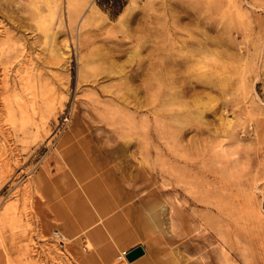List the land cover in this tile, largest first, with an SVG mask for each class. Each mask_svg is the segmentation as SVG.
<instances>
[{"label":"rangeland","instance_id":"rangeland-1","mask_svg":"<svg viewBox=\"0 0 264 264\" xmlns=\"http://www.w3.org/2000/svg\"><path fill=\"white\" fill-rule=\"evenodd\" d=\"M55 1L0 0V264H264V0Z\"/></svg>","mask_w":264,"mask_h":264},{"label":"bare ground","instance_id":"bare-ground-1","mask_svg":"<svg viewBox=\"0 0 264 264\" xmlns=\"http://www.w3.org/2000/svg\"><path fill=\"white\" fill-rule=\"evenodd\" d=\"M37 1V3H39V4H41L42 2H45L44 0H36ZM52 1H55V0H52ZM56 2V1H55ZM48 3V2H47ZM5 4V3H4ZM49 5H51L50 4V2H49ZM91 5V4H90ZM39 6H41V5H39ZM7 7H8V4H7ZM49 7H51V6H49ZM4 8V7H3ZM36 9V8H35ZM2 11V10H1ZM37 15H38V18H39V22L40 23H42V16L43 15H41V10L39 9V8H37ZM8 17V16H7ZM47 17V16H46ZM3 18V17H2ZM2 23V22H1ZM1 26V25H0ZM5 26V25H4ZM42 26V27H41ZM40 27H41V30L43 31V25H41ZM8 28V27H7ZM1 32H3V31H1ZM0 32V33H1ZM56 32H57V30H56ZM7 33H6V31H4V34L3 35H6ZM48 34H49V32H48ZM15 35V34H14ZM66 44V43H65ZM67 45V44H66ZM10 48L11 47H5V46H3L2 44H1V46H0V50H4V51H8V50H10ZM66 48V47H65ZM67 49V48H66ZM59 55V54H58ZM64 55V54H63ZM56 56H57V53H56ZM5 57V56H4ZM63 58V57H62ZM65 58V57H64ZM34 72V71H33ZM27 73V72H26ZM29 78V77H28ZM20 79H21V77H20ZM30 79V78H29ZM19 80V79H18ZM22 80V79H21ZM6 81V80H5ZM31 81V80H30ZM14 84V83H13ZM20 84V83H19ZM5 85V84H4ZM34 86H35V84H33ZM7 86H8V84H7ZM6 86V87H7ZM11 86V85H10ZM17 86V85H16ZM24 86H26V85H24ZM38 86V85H37ZM5 87V88H6ZM23 87V86H22ZM24 88V87H23ZM28 88V87H27ZM7 89V88H6ZM12 89H13V87H12ZM12 89H11V91H12ZM16 89V88H15ZM18 89V88H17ZM16 89V90H17ZM20 89H22V88H20ZM26 89V88H25ZM24 89V90H25ZM36 89H38V87H36ZM1 90V89H0ZM19 90V89H18ZM24 90H22V91H24ZM27 90H29V89H26V92H27ZM30 90H31V88H30ZM29 90V91H30ZM33 90H34V92L36 93L37 91H35V88L33 89V87H32V93H33ZM18 91H15V93H17ZM24 93V92H23ZM10 94V93H9ZM30 94V93H29ZM17 95V94H16ZM25 95H26V93H25ZM3 96V95H2ZM1 96V97H2ZM12 96H15V95H12ZM37 96V95H36ZM24 96H19V98L17 99V100H15V101H11V100H9V99H7L6 98V100H5V102H3L4 104H3V109H6V110H9V112H10V118H11V120H13V119H15V118H21V119H24L25 118V121H26V118L27 117H29V115L33 112H35L36 110H37V105H35V102H33V103H31V100H27L26 98H23ZM1 99V98H0ZM2 99H3V97H2ZM1 99V102L2 101H4V100H2ZM5 99V98H4ZM15 99H16V97H15ZM38 99V98H37ZM35 101H36V99H35ZM40 105V104H39ZM2 106V105H1ZM137 108V107H136ZM53 109V108H52ZM2 110V109H1ZM1 110H0V113H1ZM6 110H5V113H7L6 112ZM39 110V109H38ZM3 113H1V115H2ZM8 114V113H7ZM197 114H198V112H197ZM1 115H0V117H1ZM200 114H198V116H199ZM2 117H3V115H2ZM6 117H8L7 115H6ZM31 118V117H30ZM38 118V117H37ZM41 118V117H40ZM202 118V117H201ZM1 119H3V118H1ZM0 119V120H1ZM34 119V118H33ZM6 120H9V119H7L6 118ZM28 121H30V119L29 120H27L26 122H28ZM1 122H2V120H1ZM17 123V122H16ZM20 123V122H19ZM29 123V122H28ZM27 123V124H28ZM35 123V122H34ZM2 124V123H1ZM3 124H4V127L6 126L5 125V122H3ZM6 124H9V123H6ZM19 125V124H18ZM1 126V125H0ZM3 126V125H2ZM10 126V125H9ZM8 126V127H9ZM7 127V128H8ZM1 128V127H0ZM3 129V128H2ZM3 141V140H2ZM178 150V149H177ZM176 150V151H177ZM4 151V150H3ZM179 152V151H178ZM183 153V152H182ZM3 155V154H2ZM1 159V158H0ZM9 160V159H8ZM140 161V160H139ZM7 163V162H6ZM9 163V162H8ZM7 163V164H8ZM7 164L5 165V163H4V166H6V168H7ZM9 164H11V163H9ZM1 166V165H0ZM1 167H3V166H1ZM9 168V167H8ZM4 169V168H3ZM16 169V168H15ZM7 170V169H6ZM13 171V170H12ZM7 172V171H6ZM11 174V173H10ZM7 176V175H6ZM179 178H181V179H184L185 178V175H183L182 173H180L179 172ZM178 200V199H177ZM30 201V200H29ZM165 208V207H164ZM167 211V210H166ZM169 225V224H168ZM201 228V227H200ZM168 229H169V227H168ZM173 232V231H172ZM2 237H4V236H2ZM122 253H126L125 251H123Z\"/></svg>","mask_w":264,"mask_h":264},{"label":"water","instance_id":"water-1","mask_svg":"<svg viewBox=\"0 0 264 264\" xmlns=\"http://www.w3.org/2000/svg\"><path fill=\"white\" fill-rule=\"evenodd\" d=\"M145 253V250L142 246H136L126 253V258L128 261H133L138 257L142 256Z\"/></svg>","mask_w":264,"mask_h":264},{"label":"built area","instance_id":"built-area-1","mask_svg":"<svg viewBox=\"0 0 264 264\" xmlns=\"http://www.w3.org/2000/svg\"><path fill=\"white\" fill-rule=\"evenodd\" d=\"M53 236L58 241V243L63 244L65 242L66 237L62 233H60L59 231L54 230ZM124 254H126V253H124Z\"/></svg>","mask_w":264,"mask_h":264},{"label":"crops","instance_id":"crops-1","mask_svg":"<svg viewBox=\"0 0 264 264\" xmlns=\"http://www.w3.org/2000/svg\"><path fill=\"white\" fill-rule=\"evenodd\" d=\"M144 254H145V253H144ZM144 254H143L142 256H144ZM142 256L138 257L137 259H135V260H133V261H128V260H127V263H129V264H130V263H134V262H136L137 260H139L140 258H142Z\"/></svg>","mask_w":264,"mask_h":264}]
</instances>
